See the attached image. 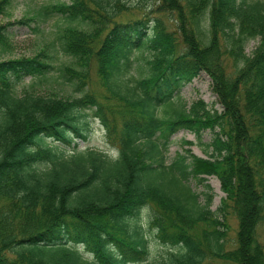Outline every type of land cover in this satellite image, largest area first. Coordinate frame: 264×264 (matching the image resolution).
<instances>
[{
    "label": "trees",
    "instance_id": "trees-1",
    "mask_svg": "<svg viewBox=\"0 0 264 264\" xmlns=\"http://www.w3.org/2000/svg\"><path fill=\"white\" fill-rule=\"evenodd\" d=\"M51 16L63 22L30 56L2 57L0 23V264H264V0H54L18 22L39 31ZM201 70L220 111L173 101ZM50 79L73 94L40 92ZM91 117L111 153L79 145ZM181 128L212 132L207 156L167 159ZM209 174L224 193L215 210L187 183L209 189Z\"/></svg>",
    "mask_w": 264,
    "mask_h": 264
},
{
    "label": "rangeland",
    "instance_id": "rangeland-1",
    "mask_svg": "<svg viewBox=\"0 0 264 264\" xmlns=\"http://www.w3.org/2000/svg\"><path fill=\"white\" fill-rule=\"evenodd\" d=\"M54 0H11L9 7V14H4L0 12V23L8 25L9 30V50L3 54L2 57H13L21 55H33L36 51L45 47L48 41L52 37L53 30L58 24L62 23L61 19L55 16L47 18L45 21L40 23V30L35 31L33 29L34 21L30 20L29 24L18 22V20L26 17H35L36 12L39 7L48 2ZM132 3L140 2V0H131ZM256 40H250L246 45V51L249 53L251 49L255 46ZM138 55V52L136 53ZM142 61V60H141ZM139 61H134L131 72L136 75L137 63ZM37 89L40 92L50 93L55 91L56 94L69 95L73 94L71 86L60 81V79H50L49 81H44L37 84ZM198 99H202L207 107L217 108L221 110L220 104L216 101L217 97L211 89V79L210 76L203 70L199 71L197 74L193 75L191 79L186 82L178 92V94L173 98L175 103H181L185 107L190 106V104ZM91 122V132L89 139L87 141H80L79 145L81 147L89 145L98 149H102L111 153L109 146L106 142L104 136V129L101 124L90 118ZM212 137V132L207 128L201 132V139H198L196 135L185 128H181L172 134L167 147L166 156L167 159H172L176 153H184L189 149L192 153L199 156H207L205 152V143L210 141ZM191 141V142H188ZM209 184V189H207L202 182L191 177L188 179L187 183L195 192L199 193V202L204 203L205 196L204 191L211 193V202L209 204L210 209L215 210L220 204L221 199L224 196L223 191L220 188V182L216 175L209 174L206 175L204 180ZM226 213L223 217L221 212L217 213L219 219H223L226 222V226L219 225V228L225 229L224 247L226 249L231 248L235 244L236 232H237V218L229 207L225 208ZM259 239L264 243V221H262L257 228ZM152 251H163L165 249L164 245L156 243L154 240L151 241ZM206 264H238L235 262H227L222 259L211 256L205 260Z\"/></svg>",
    "mask_w": 264,
    "mask_h": 264
}]
</instances>
